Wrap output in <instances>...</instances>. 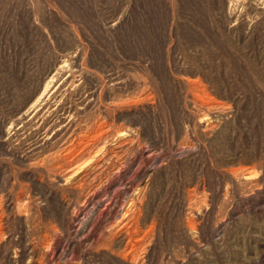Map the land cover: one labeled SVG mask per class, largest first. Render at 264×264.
Returning <instances> with one entry per match:
<instances>
[{"label":"rangeland","instance_id":"1","mask_svg":"<svg viewBox=\"0 0 264 264\" xmlns=\"http://www.w3.org/2000/svg\"><path fill=\"white\" fill-rule=\"evenodd\" d=\"M0 264H264V0H0Z\"/></svg>","mask_w":264,"mask_h":264},{"label":"bare ground","instance_id":"2","mask_svg":"<svg viewBox=\"0 0 264 264\" xmlns=\"http://www.w3.org/2000/svg\"><path fill=\"white\" fill-rule=\"evenodd\" d=\"M54 84V83H53ZM59 86V85H58ZM56 88V87H55ZM54 89H52V83L49 81V83L46 85V87L44 88L43 92L41 94H39L36 99L33 101V103L28 107L26 114H29L31 116V118H36L38 116H40L43 111L44 112H48L51 109H53L52 107L57 105L56 110H58L59 112H61V117H57L55 121H51V122H47L46 125L49 127H54L56 128V131H60L62 128H64L67 124V122H69V120L72 117V113L70 112L69 109H65L63 107L60 106V101H59V97L60 95H57V93H54ZM59 92V91H57ZM63 97V96H62ZM64 98V97H63ZM62 104V103H61ZM50 113V112H49ZM54 115V114H53ZM49 117V116H48ZM40 118V117H39ZM53 118V117H52ZM25 119V118H24ZM28 119V118H27ZM40 120V119H39ZM57 121V122H56ZM32 122V121H31ZM31 122L26 121V123L28 124V126L32 127H36L35 129L37 131H42L41 136H39V141H42V143L46 144L47 141H49V139L47 138V129L43 128L42 125H38L37 124H32ZM44 122V121H42ZM41 123V122H40ZM45 127V126H44ZM53 129V128H52ZM32 130V129H31ZM30 131V130H29ZM36 133V132H35ZM64 134V133H62ZM58 135V134H57ZM52 139V138H51ZM59 139V138H58ZM39 145V144H38ZM52 145V144H51ZM70 145V144H69ZM79 145V144H78ZM86 145V144H85ZM66 148V147H65ZM33 149V148H32ZM70 149V148H69ZM73 149V147H72ZM67 151V150H66ZM68 152V151H67Z\"/></svg>","mask_w":264,"mask_h":264}]
</instances>
